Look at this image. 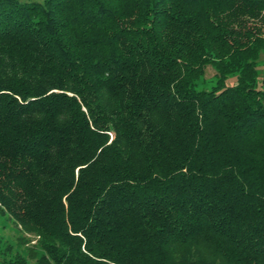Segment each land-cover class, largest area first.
Here are the masks:
<instances>
[{"label":"trees","instance_id":"trees-1","mask_svg":"<svg viewBox=\"0 0 264 264\" xmlns=\"http://www.w3.org/2000/svg\"><path fill=\"white\" fill-rule=\"evenodd\" d=\"M263 57L264 0H0V264H264Z\"/></svg>","mask_w":264,"mask_h":264},{"label":"rangeland","instance_id":"rangeland-1","mask_svg":"<svg viewBox=\"0 0 264 264\" xmlns=\"http://www.w3.org/2000/svg\"><path fill=\"white\" fill-rule=\"evenodd\" d=\"M20 1L31 2L33 0H20ZM263 59H264V57H263ZM259 72H260L259 80H260V82H263V79H264V66L263 65L259 66ZM214 74H215V71L213 70V68L208 67L206 70L205 81L200 83V86L207 88V89L211 88L214 85V80H213ZM227 83H228V85L229 84L232 85L235 83V79H230ZM263 87H264V84H263ZM4 220L5 219L0 216V239H1V236H4L5 240H7L9 242H12V241L17 242L18 234L15 233L16 231L14 230V227H12V225H10L9 223H7ZM2 243H4V242H2V240H0V245H2V247H3L4 245ZM33 243H35V242H33Z\"/></svg>","mask_w":264,"mask_h":264}]
</instances>
